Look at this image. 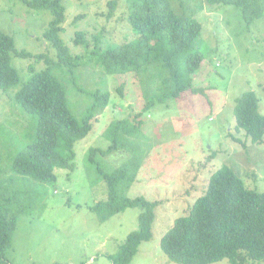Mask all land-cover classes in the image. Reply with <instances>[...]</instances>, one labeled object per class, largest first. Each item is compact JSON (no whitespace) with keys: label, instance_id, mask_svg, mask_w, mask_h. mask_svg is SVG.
<instances>
[{"label":"rangeland","instance_id":"374dc122","mask_svg":"<svg viewBox=\"0 0 264 264\" xmlns=\"http://www.w3.org/2000/svg\"><path fill=\"white\" fill-rule=\"evenodd\" d=\"M108 1L62 0L66 20L60 37L72 55L85 58L80 61L85 69L74 73L72 83L63 81L59 67L52 71L65 85L70 112L81 120L92 103L90 95L98 90L109 92L110 99L107 107L96 110L88 135L74 144L75 168L55 169L54 184L37 183L11 170L14 157L34 140L36 124L15 103V94L31 78L30 68L41 72L46 67L34 58L12 57L20 83L6 93L0 90V196L8 198L19 214L6 254L11 264H111V257L139 229V208H128L105 222L91 210L108 199L98 169L110 173L132 155L117 150L106 156L97 153L90 160L91 151L107 150L108 127L132 119L146 102L135 74L107 75L88 61L94 52L137 38L127 22L130 0H119L111 20L103 16ZM198 1L203 8L192 13V0H170L176 11L192 13L202 25L196 48L204 60L192 82L204 92L187 91L177 99L155 103L142 113L141 129L130 139L142 158L141 167L135 181L120 193L159 202L152 239L139 245L130 264H177L162 252L161 240L175 220L188 215L222 166L230 167L246 188L264 193V143L253 145L244 131L234 130L235 103L245 92L255 93L264 117V17L248 26L237 8ZM52 20L50 11L31 9L22 0H0V31L12 37L15 48L57 62L55 50L44 38ZM78 32L84 40L75 45Z\"/></svg>","mask_w":264,"mask_h":264},{"label":"trees","instance_id":"16d2710c","mask_svg":"<svg viewBox=\"0 0 264 264\" xmlns=\"http://www.w3.org/2000/svg\"><path fill=\"white\" fill-rule=\"evenodd\" d=\"M192 1V13L202 10V3ZM205 1L209 6L237 8L248 26L264 17V0ZM22 2L31 9L52 13L53 20L44 38L55 50L57 62L44 54L18 51L12 37L0 31L2 92L6 93L20 83L19 73L11 64L13 56L44 61L46 66L41 72L30 68L31 78L15 94V103L25 114L31 115L36 124L34 140L14 157L11 170L14 175L37 183L54 184L55 169L75 168L74 144L88 135L96 110L107 107L110 94L100 90L93 92L90 95L92 103L81 120L71 114L65 85L52 71L59 67L63 71V81L72 83L74 73L85 69L80 63L85 58L72 55L60 37L66 20L62 0ZM118 6L119 0H109L103 16L111 20ZM190 15L176 11L170 0H130L127 22L137 38L94 52L88 60L103 68L107 75L135 74L140 79L146 100L141 112L132 119L117 120L108 127L105 136L111 144L107 150L91 151L90 160L97 153L102 156L117 150L132 153L126 163L110 173L98 169L107 185L108 199L91 210L101 222L128 208L141 210L138 231L127 237L118 254L111 257V264H130L139 245L149 242L153 236L155 209L159 202H150L143 197L130 199L120 193L135 181L141 167L142 158L138 149L130 145V139L141 129L142 113L149 111L155 103L177 99L187 91L192 94L204 92L194 88L192 82L204 59L196 48L202 25ZM83 40L84 34L76 33L74 44L80 45ZM118 92L122 94V88ZM234 119L235 133L244 131L253 145L264 143V117L259 114L254 92H245L236 100ZM18 216V211L9 205V199L0 196V264H11L6 254L11 247ZM160 247L165 256L177 264H214L222 260H228L230 264H249L251 261L264 264V193L246 188L230 167L222 166L211 176L206 192L189 209L188 215L175 220L163 236Z\"/></svg>","mask_w":264,"mask_h":264}]
</instances>
